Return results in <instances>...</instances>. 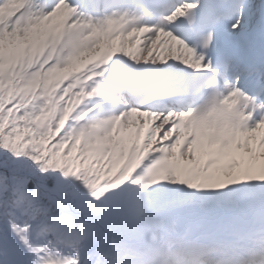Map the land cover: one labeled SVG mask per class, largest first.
<instances>
[{"label": "snow or ice", "instance_id": "obj_1", "mask_svg": "<svg viewBox=\"0 0 264 264\" xmlns=\"http://www.w3.org/2000/svg\"><path fill=\"white\" fill-rule=\"evenodd\" d=\"M0 264H264V0H0Z\"/></svg>", "mask_w": 264, "mask_h": 264}]
</instances>
